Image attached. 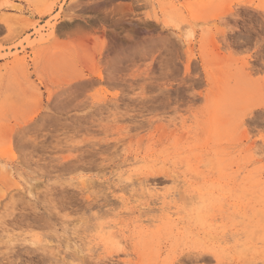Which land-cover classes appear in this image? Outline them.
Wrapping results in <instances>:
<instances>
[{
    "label": "rangeland",
    "instance_id": "obj_1",
    "mask_svg": "<svg viewBox=\"0 0 264 264\" xmlns=\"http://www.w3.org/2000/svg\"><path fill=\"white\" fill-rule=\"evenodd\" d=\"M20 1L0 264H264V0Z\"/></svg>",
    "mask_w": 264,
    "mask_h": 264
},
{
    "label": "crops",
    "instance_id": "obj_2",
    "mask_svg": "<svg viewBox=\"0 0 264 264\" xmlns=\"http://www.w3.org/2000/svg\"><path fill=\"white\" fill-rule=\"evenodd\" d=\"M11 2H13L16 5H21L22 9L16 7L17 10H15V7H12V10H10L11 8H8L7 10H4L5 13L8 14H20V15H24V16H30V12H28V9L26 7V4L23 1L20 0H10Z\"/></svg>",
    "mask_w": 264,
    "mask_h": 264
},
{
    "label": "bare ground",
    "instance_id": "obj_3",
    "mask_svg": "<svg viewBox=\"0 0 264 264\" xmlns=\"http://www.w3.org/2000/svg\"><path fill=\"white\" fill-rule=\"evenodd\" d=\"M134 22V21H133ZM187 197V196H186ZM189 204V203H188ZM195 204V203H194ZM199 204V203H198ZM198 210V209H197ZM98 212V211H97ZM197 216V215H196ZM214 236V235H213ZM215 237V236H214ZM243 247V246H242ZM243 249V248H242ZM50 261V260H49Z\"/></svg>",
    "mask_w": 264,
    "mask_h": 264
}]
</instances>
